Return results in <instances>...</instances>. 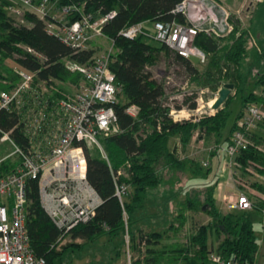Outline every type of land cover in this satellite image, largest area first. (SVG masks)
<instances>
[{"label": "trees", "instance_id": "trees-1", "mask_svg": "<svg viewBox=\"0 0 264 264\" xmlns=\"http://www.w3.org/2000/svg\"><path fill=\"white\" fill-rule=\"evenodd\" d=\"M72 1L83 2L82 11L88 13L92 20L107 12H114L112 17L101 25V34L105 39L111 40L108 68L113 73L119 91L116 93L115 103L112 104L118 131L98 137L106 158L100 155L97 147L80 143L86 161V180L95 189L101 202L88 222L78 224L70 230V237L92 240L103 233L119 234L123 243L121 218L123 210L126 214V232L131 247L135 246V239L144 241V257L141 261L136 258L132 264H209L206 237L210 227L215 231L218 240L216 251L221 257L233 255L238 264H252L256 242L248 213L247 211L221 213L218 210L212 198L215 179L197 192L202 194V205H205L204 212L210 217V222L197 225L193 232L188 234L189 249L188 246L183 245L162 248L153 246L162 234L170 230L174 232L178 230L184 221L185 207L195 210V205L189 198L185 197L180 202L176 215L162 232L134 228L132 218L135 209L141 205L145 192L158 185L164 172H171L172 169L180 170L185 165L192 174L206 175L209 170V167L204 168L190 158H178L175 147L168 146L171 137H174L182 148L189 142L194 131H197L198 136L202 134L205 142L211 141L216 146L228 115V105L237 92L240 93V109L250 102H264L261 94L256 95L251 91L242 94L245 76L241 71L240 58L245 52L247 30L241 28L238 20L230 14L232 29L225 36V40L219 36L198 32L193 44L206 54L205 62L198 67V64L176 54L161 43L155 46L143 41L144 35L126 38L117 34L119 29L143 21L188 23L182 13L173 11L175 4L180 0ZM4 4L5 1L0 0V81L6 80L9 83L6 85L0 83V88H7L17 81V77L3 62L13 53L19 55L16 60L34 71L38 79L53 78L59 82L77 83L81 75L64 68L61 58L66 57L78 63H89L97 48L88 47L75 53L71 52L66 45L44 30L40 20L28 13L24 15V24L12 25L4 12ZM16 44L30 46L41 53L44 60L39 61L31 54L22 51ZM160 52H163L166 58L182 65L190 81L198 86H209L211 91H215L223 83H231L232 92L228 93L220 107L212 113L204 114L194 121L191 117L172 120L168 116V106L164 104L166 96L162 86L152 78L147 69ZM254 84L260 85L261 91L264 90V70L256 76ZM54 97L53 94L49 96V98ZM127 104L138 106L135 117L132 118L124 113L123 109ZM187 108H194V102H190ZM15 120L16 117L12 112H0V130H9ZM234 123L235 120L228 133L231 132ZM9 137L17 144L23 143L17 128L10 131ZM253 141L255 144L241 150L236 155V160L243 168L249 164L257 172L264 174V142ZM213 153L214 151L210 152L211 155ZM13 163L14 160L11 159L1 160L0 176L9 173ZM118 168H123L124 174L117 176V181L124 182L128 187V192L121 202L114 195L111 175V172ZM25 184L27 200L25 228L31 251L34 255L43 257L45 264H62V262L66 264L68 253L80 249L82 243H60L65 235L61 236V232L40 207L36 180L26 178ZM173 221L177 222V227L173 225ZM134 250L136 251L137 248L134 247Z\"/></svg>", "mask_w": 264, "mask_h": 264}, {"label": "built area", "instance_id": "built-area-1", "mask_svg": "<svg viewBox=\"0 0 264 264\" xmlns=\"http://www.w3.org/2000/svg\"><path fill=\"white\" fill-rule=\"evenodd\" d=\"M4 1V12L12 25L24 24V15L28 13L40 20L44 30L73 53L88 48L87 45L93 37L102 36L101 25L114 14L110 11L92 20L88 13L82 11L83 2L75 3L72 0ZM260 1L244 0L242 9L235 10L234 14L249 12ZM192 5L193 8L190 7ZM191 9L195 14L190 15ZM173 11L182 13L188 23L152 21L151 32H148L142 22H137L119 29L117 34L126 38L139 34L148 36L184 58L195 57V63L200 65L205 62L206 54L193 44L195 35L203 32L209 36L220 37L227 35L232 29L230 12L219 8L213 2L180 0ZM16 46L39 61L44 60V56L30 46ZM110 52L111 46L92 56L89 63H78L62 57L60 61L64 68L81 75L77 83L59 82L53 78L38 79L34 71L16 60L19 56L17 53L6 58L10 63L6 65L17 77V81L7 88H0V112H12L16 120L9 130H0V141L8 140L11 147L10 152L0 158V161L13 155L15 159L12 170L0 176V264H45L43 257L33 254L28 243L25 228L26 178L36 180L38 203L61 232V236L69 234L74 226L88 222L100 204L101 198L85 177L86 161L80 143L97 147L100 155L106 158L98 137L118 131L112 104L116 101L119 86L114 82L113 73L108 68ZM0 83L6 85L9 82L1 80ZM207 92L211 91H207L205 87L194 91L192 101L196 106L191 109H175L164 102L168 106V116L172 115V120H180L181 117L173 118V114L185 110L187 115L183 116L184 119L191 117V120H197L205 114L202 97ZM51 94L55 97L49 98ZM261 96L264 98V90L261 91ZM210 102H204L208 108ZM123 110L133 118L137 115L138 106L127 104ZM263 118L255 102L240 109L224 147L227 160L221 167L236 166L237 163L230 158L248 145L254 144L249 138V132ZM13 128L19 130L22 144H17L9 137ZM195 135L201 143L202 134L198 136L197 131H194L191 139ZM200 163L205 166L207 162L202 160ZM244 168L249 172L253 171L249 164ZM122 174L123 168L111 172L114 195L119 202L128 192L126 184L117 181V176ZM237 182L239 188L235 194H223L220 197L226 210L244 211L253 206V202L247 197V184L239 179ZM261 213L264 215V207L261 208ZM121 218L123 264H132L136 258L141 261L144 257V241L136 239L137 250H132L123 210ZM184 240L187 244L188 238L185 237ZM208 261L211 264H238L233 255L221 257L215 251L208 254Z\"/></svg>", "mask_w": 264, "mask_h": 264}, {"label": "rangeland", "instance_id": "rangeland-1", "mask_svg": "<svg viewBox=\"0 0 264 264\" xmlns=\"http://www.w3.org/2000/svg\"><path fill=\"white\" fill-rule=\"evenodd\" d=\"M258 8H262L263 15L257 19L253 18V20H251L252 25L248 29V36L245 40V52L240 58L241 71L245 76V83L242 91L243 95L248 91L258 92L259 88L257 85H254V80L256 76L264 70V56L259 55V52L264 51V1L258 5ZM226 10L230 12L228 9ZM144 26L148 29V32H151V21H145ZM142 40L155 46L160 44L148 36H142ZM110 46V41L103 36L93 37L87 45V47L97 48L93 56L106 51ZM3 62H5V65L10 64L9 60L6 59ZM198 67H201V65ZM147 69H149L152 78L161 84L166 96L164 101L175 109L187 108V105L192 102V99L195 96L194 91L201 88L194 82L190 81L187 71L182 65L173 62L170 58H166L163 52L157 54L156 60L153 64L147 66ZM60 85L64 86L63 84ZM203 87L207 88V91H211L209 86ZM213 93L214 91L203 94L202 101L205 114L206 112L212 113L214 111L210 108L214 96ZM169 96L171 98H169ZM239 98L240 93L237 92L228 105V115L221 130L222 137L228 134L232 121L237 119H235V116L240 112ZM208 100L211 101L209 103V108L204 103ZM194 105L196 106L195 102ZM258 106L259 111L264 114V103H260ZM185 115H187V112L184 110L180 113H174L173 118H183ZM169 117L172 119V115ZM196 136L197 135L194 136L195 138L189 140V142L182 148L181 146H177L174 138H170L168 146L170 148L175 147V154L180 158H190L195 161L202 159L206 161L208 163L207 167H209L207 174L201 175L188 173L186 172L187 168L185 169V167L180 170L172 169L171 173L164 172L162 178H165L166 180L161 179L155 189L147 190L144 194L142 204L135 210L133 214L135 228L142 227L141 229L143 231H148L150 229L158 231L164 230L172 213L175 211L174 209L179 205L180 200L187 195L186 193L190 189H202L206 187L213 182L216 175L220 174L221 164L226 161L224 153L226 143L221 140L220 143L215 146V152L212 155H208L207 153L209 150L207 149L210 148L213 143L211 141H203L200 143ZM10 150L11 147L8 140L0 141V158L7 155ZM7 159L14 160L15 156H10ZM216 160L218 161V166ZM177 175L180 176L178 182L171 180ZM168 177H170L171 181L167 179ZM196 203L199 204V200L196 201ZM218 207L220 210L225 211L222 205L218 204ZM249 214L250 219L253 222H256V212L250 211ZM193 215L198 222L204 219V214L201 215L200 213H195ZM254 229L256 233V228ZM166 236L167 237H163L159 242L155 243L157 248L160 244L168 245L171 240L180 238V232H177L176 234L168 232ZM70 242L82 244L80 249L68 253L69 257L66 264H123L124 244L122 243V238L119 234L109 235L103 233L92 240H85L78 237L72 238L67 234L61 241V243ZM65 256H67V254H65ZM66 258L67 257H65V259Z\"/></svg>", "mask_w": 264, "mask_h": 264}, {"label": "crops", "instance_id": "crops-1", "mask_svg": "<svg viewBox=\"0 0 264 264\" xmlns=\"http://www.w3.org/2000/svg\"><path fill=\"white\" fill-rule=\"evenodd\" d=\"M204 1H205V3L213 2L219 8L221 7V8H224V9L225 8L228 9L230 11V14H232L233 17L238 20L240 27L241 28H245L247 30V32H248V29L252 25L251 24V20H253V18L257 19V18H259V17H261L263 15L262 8H258V5L260 3H263L264 0H262L261 2L257 3L255 6H253V8L249 12L241 11L239 15H235L234 11L237 10V9H242L243 4H244V0H204ZM190 7L193 8V5L190 6ZM192 14H195L193 9L190 10V15H192ZM144 22L145 21L142 22L143 26H144ZM225 36L226 35H223V36H220V37H222V39L225 40ZM259 55L264 56V51L259 52ZM257 86L259 88L258 92H254V91H251V92L253 94H256V95L258 94L259 95V94H261V88H260V85H257ZM230 91L232 92V89H230L229 92ZM260 103L261 102H257L256 104L259 105ZM263 117H264V114H263ZM233 121H232V123H233ZM229 134L230 133H228L227 135H225L223 137L220 136L218 143H220L221 140H223L224 143H227ZM171 138H174V137H171ZM249 138L252 141L253 140H258L259 142L260 141L264 142V118H263V121L261 123L257 124L256 126H254V128H252L250 130ZM190 140H191V137H190ZM197 140H199V139L197 138ZM203 141H204V139L202 140V142ZM168 142H169V140H168ZM176 144H177L178 147L180 146V144H179V142L177 140H176ZM208 147H210V146H208ZM207 150H209L208 153H207L208 155L210 154L211 151L215 152V144H213ZM236 155L233 158H230L232 161L237 163L236 166L235 165H231V166L221 167L220 174L216 175L214 177L215 186H214V188L212 190V198L214 200L215 206L218 208V210L221 213H225V212L235 213V212H237V210H226L224 207L223 208L225 209V211H222V210L219 209L218 204L223 206L222 201L220 200V197L223 194L224 195H226V194H235L237 192V189L239 188V186L237 185V183H238L237 180L238 179L240 180V182L242 181V182H245L247 184V186H248V190H246L247 197L253 202V206L250 209H247V210H244V211H247V213H248L249 220L251 222V227H252V230H253V237H254V240L256 242V250H255V253H254V258H253V263L252 264H264V215L261 213V208L264 207V174H261V173L257 172L254 168H253L252 172L247 171L245 168H243L240 165V163L237 162ZM178 158H180V157H178ZM217 160H218V158H217ZM217 160H216V164L218 166V161ZM193 161H195V160H193ZM201 161H202V159H199V161H196V162H198L201 165V163H200ZM207 165H208V163H206L205 166H203V165H201V166L205 168V167H207ZM186 168H187V171L186 170L185 171L188 172V173H191L190 170L188 169V167L185 165V169ZM216 169H217V167H216ZM171 172H169V173H171ZM179 177L180 176L177 175L176 177H174L171 180H174V181L178 182L179 179H180ZM163 179L166 180L165 178H162V180ZM167 179L170 180V177H168ZM198 190H201V188L190 189L186 193L187 195H185L182 198V200L185 197L189 198L190 200H192L194 205H195V210H191V209L185 207L184 211H183L184 221H183L182 225L180 227H178V230L175 231V232L172 231V230L168 231V232H171L173 234H176L177 232H180V238L171 240L170 244H168V245L167 244H160V246H158V248L168 247V246L180 247L182 245L189 247V241L186 244L184 238L185 237L188 238V234H191L193 232L194 228H196L197 225L207 224V223L210 222V217L207 215L206 212H204L205 205L204 204L202 205V194L201 193H197ZM182 200H180V202ZM198 200L200 202L199 204L196 203V201H198ZM180 202H179V205H180ZM179 205L176 207V209H174L175 211H174V213H172V215L170 217V220H173V217L176 215V211H177ZM250 211H255L256 212V214H257L256 222L255 221L253 222L250 219V214H249ZM195 213H200L201 215L204 214V219L199 221V222L196 221V218H194L195 216L193 215ZM132 218H133V216H132ZM133 220H134V218H133ZM169 221H168V223H169ZM168 223H167V225H168ZM167 225H166V227H167ZM173 225L177 227L178 224H177L176 221H173ZM133 226H134V224H133ZM138 228L139 227H137V229ZM141 228H139V229H141ZM254 228H256V233L254 231L255 230ZM148 231L162 232L163 230L158 231V230L150 229ZM167 233L162 234L158 238L157 242H159V240L162 239L163 237H167L166 236ZM255 234H256V236H255ZM217 241L218 240L215 237V231H214V229L212 227H210L208 232H207V237H206V245H207V250H208L207 255L211 251L217 252L216 251ZM155 243H154L153 246L155 248H157V245ZM134 244H135V242H134ZM130 247H131V242H130ZM134 247L135 246L133 245V247H131V249L134 250ZM209 264H211V263L209 262Z\"/></svg>", "mask_w": 264, "mask_h": 264}, {"label": "water", "instance_id": "water-1", "mask_svg": "<svg viewBox=\"0 0 264 264\" xmlns=\"http://www.w3.org/2000/svg\"><path fill=\"white\" fill-rule=\"evenodd\" d=\"M189 60L192 62H196L195 57H189ZM232 89V84L231 83H223L216 91V96L213 99L210 107L211 109L215 110L216 108L220 107L224 99L229 93V90Z\"/></svg>", "mask_w": 264, "mask_h": 264}]
</instances>
